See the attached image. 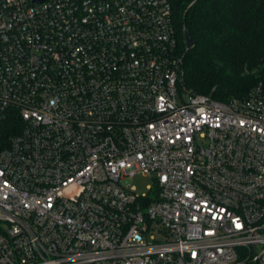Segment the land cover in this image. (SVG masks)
I'll return each instance as SVG.
<instances>
[{"label":"built area","instance_id":"obj_1","mask_svg":"<svg viewBox=\"0 0 264 264\" xmlns=\"http://www.w3.org/2000/svg\"><path fill=\"white\" fill-rule=\"evenodd\" d=\"M182 63L171 0H0V264H264V81Z\"/></svg>","mask_w":264,"mask_h":264},{"label":"trees","instance_id":"obj_2","mask_svg":"<svg viewBox=\"0 0 264 264\" xmlns=\"http://www.w3.org/2000/svg\"><path fill=\"white\" fill-rule=\"evenodd\" d=\"M171 2L189 89L227 102L264 81V0Z\"/></svg>","mask_w":264,"mask_h":264},{"label":"rangeland","instance_id":"obj_3","mask_svg":"<svg viewBox=\"0 0 264 264\" xmlns=\"http://www.w3.org/2000/svg\"><path fill=\"white\" fill-rule=\"evenodd\" d=\"M152 183L153 179L150 175L147 176L141 172H136L128 186H133L135 187L136 192L145 194L149 192L148 186H150Z\"/></svg>","mask_w":264,"mask_h":264},{"label":"water","instance_id":"obj_4","mask_svg":"<svg viewBox=\"0 0 264 264\" xmlns=\"http://www.w3.org/2000/svg\"><path fill=\"white\" fill-rule=\"evenodd\" d=\"M185 40H186V47L189 49L191 48L193 45H194V40L193 38L191 37L190 35V32L189 31H186L185 33Z\"/></svg>","mask_w":264,"mask_h":264}]
</instances>
